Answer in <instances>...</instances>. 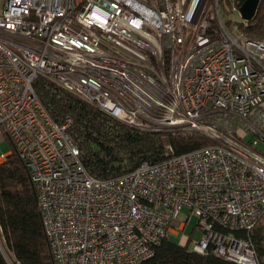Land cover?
<instances>
[{
  "label": "built area",
  "instance_id": "built-area-1",
  "mask_svg": "<svg viewBox=\"0 0 264 264\" xmlns=\"http://www.w3.org/2000/svg\"><path fill=\"white\" fill-rule=\"evenodd\" d=\"M249 23L240 0H3L0 164L15 151L29 169L56 264H143L184 207L198 221L180 244L259 264L236 235L264 213V38ZM42 78L131 127L214 143L177 155L164 140L162 161L94 176Z\"/></svg>",
  "mask_w": 264,
  "mask_h": 264
},
{
  "label": "trees",
  "instance_id": "trees-1",
  "mask_svg": "<svg viewBox=\"0 0 264 264\" xmlns=\"http://www.w3.org/2000/svg\"><path fill=\"white\" fill-rule=\"evenodd\" d=\"M243 31L252 39L264 38V0ZM37 87L55 119L72 117L70 132L81 150V160L92 175L100 178L119 175L143 161H162L166 158L164 140L177 155L214 143L200 132L182 135L131 127L43 78ZM236 235L253 242L258 263L264 264V213L253 229ZM0 264H56L29 169L15 151L0 164ZM143 264L237 263L211 253H197L168 236Z\"/></svg>",
  "mask_w": 264,
  "mask_h": 264
},
{
  "label": "rangeland",
  "instance_id": "rangeland-1",
  "mask_svg": "<svg viewBox=\"0 0 264 264\" xmlns=\"http://www.w3.org/2000/svg\"><path fill=\"white\" fill-rule=\"evenodd\" d=\"M2 4H3V0H0V10H1ZM236 20L238 22H241L242 20L239 13L236 14ZM258 148L264 150V145L260 144ZM10 150H11V147L8 143L4 142L0 144V154L4 152H9ZM184 221L187 223L185 229L182 231H179L178 234H171L172 238L176 241H180L183 236L191 237L193 229L197 225V221H198L197 217L192 215L190 213V210L187 207H184L182 209L180 213V221L177 222L176 228L178 227V224ZM198 238H199V234L195 235L194 239L196 240Z\"/></svg>",
  "mask_w": 264,
  "mask_h": 264
},
{
  "label": "water",
  "instance_id": "water-1",
  "mask_svg": "<svg viewBox=\"0 0 264 264\" xmlns=\"http://www.w3.org/2000/svg\"><path fill=\"white\" fill-rule=\"evenodd\" d=\"M260 2L261 0H240V12L244 19L250 22L255 19Z\"/></svg>",
  "mask_w": 264,
  "mask_h": 264
}]
</instances>
